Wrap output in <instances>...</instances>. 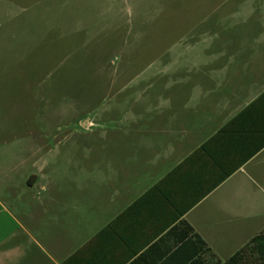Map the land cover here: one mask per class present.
<instances>
[{
	"label": "rangeland",
	"instance_id": "1",
	"mask_svg": "<svg viewBox=\"0 0 264 264\" xmlns=\"http://www.w3.org/2000/svg\"><path fill=\"white\" fill-rule=\"evenodd\" d=\"M172 1L0 0V264L60 263L217 127L169 100L255 2Z\"/></svg>",
	"mask_w": 264,
	"mask_h": 264
},
{
	"label": "trees",
	"instance_id": "2",
	"mask_svg": "<svg viewBox=\"0 0 264 264\" xmlns=\"http://www.w3.org/2000/svg\"><path fill=\"white\" fill-rule=\"evenodd\" d=\"M263 146L264 91L61 264H208L206 243L182 216ZM263 263L264 228L221 264Z\"/></svg>",
	"mask_w": 264,
	"mask_h": 264
},
{
	"label": "crops",
	"instance_id": "3",
	"mask_svg": "<svg viewBox=\"0 0 264 264\" xmlns=\"http://www.w3.org/2000/svg\"><path fill=\"white\" fill-rule=\"evenodd\" d=\"M254 2L248 7L249 10L232 15L240 18L236 26L220 25L219 30L213 31L219 35L215 45L211 44L209 56L201 63H187L193 66L192 75L187 77L192 90L184 91L180 89L183 85H178L169 100L171 105L176 106L174 110L185 104L203 111L209 110L214 116L209 119L218 122L213 133L264 91V0ZM173 10L172 6L169 17H173ZM137 18L135 22L141 23ZM159 26H154V29L157 31ZM143 45L151 46L144 42L137 47ZM157 113L162 122L177 120L179 115L175 116L174 111L169 115L166 106H162ZM36 178L37 175L32 174L29 181L34 185ZM40 189H44V186H40ZM52 205L60 209L58 202L52 201ZM182 218L206 243L208 251L203 256L208 264L223 263L259 233L264 228V146ZM14 223H11V229L5 236L13 233ZM67 256L59 260L62 262ZM50 261L61 264L55 259Z\"/></svg>",
	"mask_w": 264,
	"mask_h": 264
}]
</instances>
